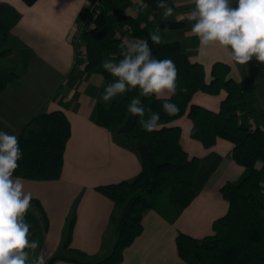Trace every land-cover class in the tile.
Here are the masks:
<instances>
[{
	"label": "crops",
	"instance_id": "0c3cea01",
	"mask_svg": "<svg viewBox=\"0 0 264 264\" xmlns=\"http://www.w3.org/2000/svg\"><path fill=\"white\" fill-rule=\"evenodd\" d=\"M137 1L147 4L146 0ZM91 3L92 0H38L30 6L24 0H0V5L19 15L11 35L21 43L8 56L19 57L21 64H17L15 77L0 94V130L19 137L35 117L57 110L65 112L72 128L60 179L22 178L25 191L42 202L49 217L48 234L36 250L44 256L45 264L55 255L65 254L62 247L74 212L71 246L97 260L108 256L116 240L111 222L115 204L97 187L133 180L143 170L142 153L133 143L117 129L102 127L96 121L97 106H110L123 94L105 103L101 95L110 82L102 65L87 71L85 64L76 63L73 35ZM166 4L174 8V15L163 17L165 22H184L186 26L179 29L158 26L162 40L181 42L189 57L203 64L208 83L213 80L215 63L230 65V77L256 95L259 114L254 126L264 127V63L253 58L240 65L218 45L201 48L198 38L191 33L194 22L186 15L194 8L192 0H169ZM110 5L113 12L133 15L145 25L142 15L132 14L128 0H110ZM23 57H28L27 64ZM106 59L118 62L117 56L110 53L105 54ZM226 96L225 90L219 94L199 91L192 103L219 111ZM169 125L181 128L185 150L190 157L200 159L194 181L196 197L174 220L160 210H148L143 217L144 229L126 248L121 264H187L178 251V236L204 238L215 234L216 221L230 208L222 188L229 182H241L248 174V168L233 156V142L219 138L208 148L192 137L193 121L188 113ZM263 165L260 160L258 167ZM52 264L77 263L56 260Z\"/></svg>",
	"mask_w": 264,
	"mask_h": 264
},
{
	"label": "trees",
	"instance_id": "16d2710c",
	"mask_svg": "<svg viewBox=\"0 0 264 264\" xmlns=\"http://www.w3.org/2000/svg\"><path fill=\"white\" fill-rule=\"evenodd\" d=\"M38 0H24L33 5ZM95 0H92L94 2ZM169 0H164L167 3ZM148 10L141 13L145 22L133 17L113 12L110 0H102L94 27L83 32L87 44L86 58L79 59L87 71L99 69L107 53L120 56L119 45L123 39L117 36V29L129 22L137 33L148 42L152 56L158 60L171 59L177 70V94L170 97L171 102L179 106L176 115L169 116L163 109V99L155 95L144 97L139 88L123 93L119 101L110 106H97L98 125L117 129L125 135L133 146L138 148L142 141L153 158L161 164L157 171H152L146 158H143V170L133 180L101 185L97 190L110 198L115 209L111 217L116 232V240L111 253L94 259L88 254L71 246L73 228L76 222L74 212L68 225L66 240L62 247L65 254L55 255L49 262L66 260L77 264H121L124 252L144 229L143 217L150 209L160 210L170 220L176 219L196 197L194 181L200 166L198 157H190L182 144L181 128L170 126L173 121L188 113L193 121L192 137L212 147L219 138L234 143L235 160L248 168V174L241 182H229L222 188V194L229 201L228 213L215 223V234L196 238L180 234L177 238L178 251L187 264H264V127L254 126L259 114L258 99L254 92L242 83L230 77L231 67L227 63L217 62L213 67V80L206 81L203 64L193 61L184 51L179 41L155 44L149 33L159 34L160 0H146ZM235 6V0H233ZM87 8L82 19L90 16ZM93 19V17L91 16ZM19 15L13 9L0 5V58H7L21 43L11 35L12 28L18 22ZM184 22H169L171 29L184 28ZM28 57H23L25 64ZM11 70V69H10ZM0 66V94L6 89L16 73ZM106 79L113 83L117 78L103 70ZM186 89V92L180 91ZM227 92L219 111L193 104L194 95L199 91L210 94ZM139 98L145 109H152L160 114V128L147 132L137 119L134 130L123 132L121 127L128 118V105L133 98ZM150 115L146 112L145 118ZM71 123L62 110L41 114L35 117L18 137L22 150V159L14 177L33 181L58 180L62 176L67 143L71 137ZM141 152V151H140ZM168 193V200L159 203L162 194ZM32 210L26 216L33 227L32 240L44 239L50 228V221L42 202L33 198Z\"/></svg>",
	"mask_w": 264,
	"mask_h": 264
},
{
	"label": "clouds",
	"instance_id": "9594fccd",
	"mask_svg": "<svg viewBox=\"0 0 264 264\" xmlns=\"http://www.w3.org/2000/svg\"><path fill=\"white\" fill-rule=\"evenodd\" d=\"M192 4L194 8L186 15L194 22L191 33L198 38L201 48L218 45L240 65L253 58L264 63V0H235V6L233 0H192ZM158 7L163 17L174 15V8L164 0H160ZM149 37L155 44L163 42L157 32L149 33ZM119 48L122 59L102 62L103 69L117 79L105 87L101 99L108 103L139 88L144 97L155 95L163 99L162 109L167 115H176L179 106L170 100L178 89L174 62L155 59L148 42L141 39H126ZM128 112L140 118L145 131L159 130V112L145 109L138 97L131 100ZM146 112L150 113L147 118ZM21 159L18 137L0 130V264H45L44 256L36 252L39 241L30 239L33 225L26 220L33 207L32 193L25 191L22 178H14Z\"/></svg>",
	"mask_w": 264,
	"mask_h": 264
},
{
	"label": "built area",
	"instance_id": "2783aa9c",
	"mask_svg": "<svg viewBox=\"0 0 264 264\" xmlns=\"http://www.w3.org/2000/svg\"><path fill=\"white\" fill-rule=\"evenodd\" d=\"M130 3V9L132 14L140 16L141 13L145 10H147L148 5L144 2H138L137 0H128ZM102 6V0H95L90 4L88 7L90 9V16H88L86 19H82L80 22V25L76 29L74 35H73V43L76 50V63L79 64V59L86 58L87 56V44L85 40L83 39V32L86 29H90L94 27V18L96 17L100 7ZM139 9H143L142 11H138ZM93 17V19L91 18ZM133 16V15H132ZM131 16V17H132ZM117 36L122 38L124 40H132V39H141L144 40L142 36H140L133 25L129 22H126L122 24L117 29ZM145 41V40H144ZM84 64V63H82ZM262 187L264 189V181L262 180Z\"/></svg>",
	"mask_w": 264,
	"mask_h": 264
},
{
	"label": "water",
	"instance_id": "95a60500",
	"mask_svg": "<svg viewBox=\"0 0 264 264\" xmlns=\"http://www.w3.org/2000/svg\"><path fill=\"white\" fill-rule=\"evenodd\" d=\"M159 24H160V27L162 29H165L168 27V24L165 22V20L161 14L159 16ZM137 119H138L137 116H133L129 113L128 118L126 119L124 125L121 127V130L125 133L134 130L136 123H137ZM137 145H138V148L140 149L142 155L146 158L151 170L157 171L159 169V167L161 166V164L158 163L153 158L152 153L150 152V150L148 149L146 144H144L142 141H138Z\"/></svg>",
	"mask_w": 264,
	"mask_h": 264
},
{
	"label": "rangeland",
	"instance_id": "374dc122",
	"mask_svg": "<svg viewBox=\"0 0 264 264\" xmlns=\"http://www.w3.org/2000/svg\"><path fill=\"white\" fill-rule=\"evenodd\" d=\"M18 63L21 64L19 57H7V58L3 57V58H0V66L3 68V70H6L5 71V73L7 72L6 74L10 73L11 70H14V72L16 73L18 70V65H17ZM16 65H17V67L15 69L14 66H16ZM168 197L169 196H168L167 192L162 194L161 197L159 198V203L163 204L164 202L169 201Z\"/></svg>",
	"mask_w": 264,
	"mask_h": 264
}]
</instances>
